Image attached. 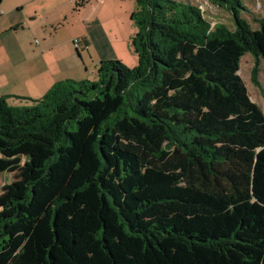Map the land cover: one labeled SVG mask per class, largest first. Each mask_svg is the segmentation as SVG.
I'll list each match as a JSON object with an SVG mask.
<instances>
[{
	"label": "trees",
	"instance_id": "trees-1",
	"mask_svg": "<svg viewBox=\"0 0 264 264\" xmlns=\"http://www.w3.org/2000/svg\"><path fill=\"white\" fill-rule=\"evenodd\" d=\"M135 1V66L101 60L17 96L30 106L0 96V150L45 154L20 193L2 187L0 264H264V111L239 73L253 54L261 85L264 15L253 28L245 0H212L230 29Z\"/></svg>",
	"mask_w": 264,
	"mask_h": 264
},
{
	"label": "rangeland",
	"instance_id": "rangeland-1",
	"mask_svg": "<svg viewBox=\"0 0 264 264\" xmlns=\"http://www.w3.org/2000/svg\"><path fill=\"white\" fill-rule=\"evenodd\" d=\"M76 0H3L0 4V96L13 95L9 97V102L13 105L30 106L31 100L22 99L17 96L29 95L21 93H33L29 90L28 84L21 80L20 84L14 85V77L18 65L14 58L15 46H10L12 41L19 39L25 41L24 52H30L32 48H37L43 37L52 38L65 45L72 51L73 58L80 62L83 57L87 61L88 71L86 78L93 80L96 78L95 63L89 57L86 49L84 37L88 32L94 39L109 36L118 44L120 40L117 35L121 32L131 30L132 20L127 14V6L136 9L135 0H88L84 6L75 7ZM190 2L199 6L204 17L214 27L216 24H225L230 29L235 28L233 17L229 11L214 3L212 0H180ZM249 11L242 16L246 17L253 28H257L259 23L255 21L259 16L264 15V0H245ZM65 13V15H64ZM116 13H121L122 18H118ZM134 28L136 25H132ZM137 29V27H136ZM136 31V30H135ZM48 40L47 42H51ZM31 41V43H28ZM79 48L83 57L79 55L76 48ZM81 47V48H80ZM132 48V46H130ZM133 50V49H132ZM134 52V51H133ZM134 55L136 53L134 52ZM121 60L119 58H111ZM127 60V58H125ZM109 60V59H107ZM123 61V60H121ZM126 65L133 67L136 63L123 61ZM256 63L253 54L246 53L240 62V75L245 81L251 99L256 102L264 111V60H260L258 80L261 85H256L252 81V69ZM85 65V64H84ZM74 79V78H73ZM82 80V79H75ZM34 93H38L35 91ZM44 95V94H43ZM42 96V95H41ZM39 98V97H38ZM29 154L23 149L18 151L0 150V192L6 184L11 185L19 193L23 190L24 182L34 174H38L44 153L37 150ZM7 176V179H6Z\"/></svg>",
	"mask_w": 264,
	"mask_h": 264
},
{
	"label": "crops",
	"instance_id": "crops-1",
	"mask_svg": "<svg viewBox=\"0 0 264 264\" xmlns=\"http://www.w3.org/2000/svg\"><path fill=\"white\" fill-rule=\"evenodd\" d=\"M127 7V14L130 16L129 21H131V13L135 8L132 6ZM116 16L122 18L121 13H116ZM131 22L133 25V20ZM132 25L130 24L129 26L131 30L123 33L120 32L117 35L116 38L120 40L118 44L109 36L102 37V40L99 38L94 39L93 35L88 32L89 35L84 37L85 39L82 44H86V49L89 52V57L92 58L95 63V68L101 60L111 58H119L123 61L131 62L132 64L136 63L137 58L138 62L137 54L134 55L135 51L130 47L131 37L136 30V27L134 28ZM49 39L52 40V38L44 36L37 48L34 47L30 52L28 51L26 53L24 52L25 47L23 44L25 41L22 43L21 40L16 39L12 41L10 45L15 46V53L13 54L14 58H16V65L19 66L18 69L15 70L16 76L14 77V85L17 86L20 84L21 80H24V82L28 84L29 90L32 89L33 93L21 94L29 95L31 96L30 98L43 96V94H45L57 81L66 78H86L88 65L83 57V53L79 52V55L83 57L84 61L80 62L77 58H73L72 51H69L65 45L55 40L47 42ZM28 43H31V41ZM125 58H127V60ZM35 91L38 93H34ZM2 177L0 183L4 181Z\"/></svg>",
	"mask_w": 264,
	"mask_h": 264
}]
</instances>
